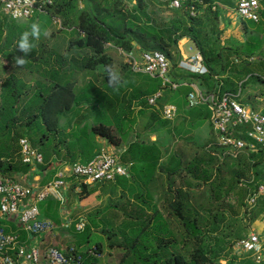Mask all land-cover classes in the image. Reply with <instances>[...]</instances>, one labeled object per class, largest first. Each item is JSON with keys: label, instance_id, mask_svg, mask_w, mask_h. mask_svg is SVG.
<instances>
[{"label": "trees", "instance_id": "trees-1", "mask_svg": "<svg viewBox=\"0 0 264 264\" xmlns=\"http://www.w3.org/2000/svg\"><path fill=\"white\" fill-rule=\"evenodd\" d=\"M53 1L54 5L49 10V14L47 15H57L61 20V23H63L65 27L74 28L73 31L75 35L78 36L77 40L72 41L69 50L87 51L90 52L91 55L93 54L92 58L86 59L84 65L85 69H94L98 65L103 66L111 64L115 66L113 58L106 52L107 44H112L115 48L121 49L125 53H131L134 51H139V53L160 51L164 53L172 64L170 76L176 78L177 75L173 74V69H179V65L182 61L180 42L187 38L196 44L200 54L203 56L204 65L208 72L205 75H195L179 69L180 72H185L187 74L189 81L180 79L175 80L176 82H188L191 84L196 83L199 85H197L198 87H203L205 91L202 92L204 93L233 94L242 105L249 106L253 111L264 114V109L259 110L254 103L257 95L252 96L251 94V91L254 88L264 86V71H262V73H259L257 70L254 71V73L251 72V64L255 61H251V59L256 56L260 59L264 57V10L261 13L259 22L244 20V30L247 34L245 44L242 46L227 47L220 45L210 37V30H212L209 29L210 22L205 21V18L200 14L201 9L207 8L209 12L213 14V22L221 19V15L217 11L216 3L219 0H188L183 4L182 8L179 9L183 10L182 18L171 20L169 22L170 24H167V22L162 20L160 17L157 18L158 14L155 11H151L150 5L147 4L148 0H129L128 3H121L119 0H92L90 2L87 0H81L80 2L77 0ZM82 5L83 7H81ZM192 5H194L197 9L198 14L196 16H192L190 11H187ZM40 15L46 16L44 14ZM14 22L15 20H12L4 15L3 6L0 2V52H3L4 54H6L7 51H9V49H11L14 45L15 39H20L21 36V34H16ZM58 32L61 33V31ZM213 32L216 33L215 31ZM56 33L53 32L52 35L56 36ZM16 51L18 50L16 49ZM176 52L177 58L175 59L174 55ZM55 56L56 58L53 61V64H49V68H44V58L42 57L40 59L35 58L36 65L31 66L30 69H28V66L26 65V63L29 62L26 58V63L22 67L16 66L14 63L16 66V69L14 70H19L18 73L22 74V70L27 68L28 71L30 70L29 72L31 74H34V78H41L47 77L48 69H52V71L56 72V77L61 76L63 78L65 75H61L60 71L64 70L65 64H69L70 60L58 55L56 48L53 50L51 58H54ZM47 62H51V59ZM9 66L10 65L7 67ZM57 66H59L60 69H58V67L56 70L55 68ZM36 68H40V70H36ZM57 72H59V74H57ZM250 73L252 74L250 75ZM15 80L19 81V79L16 78L8 79L7 82L0 87V95L3 98L2 104H0V109L6 110L16 108L18 101L24 95V91L16 92V89L9 88V86H11L8 84L10 83L9 81L14 82ZM69 80L64 83L62 80L56 81L49 89L45 88L42 89L44 92H40V108L45 116L44 122L49 126L52 125V117L58 119L60 114L71 110L74 104H82V97L92 98V100L98 99L103 103L111 102V99L104 91H107L108 88H114L109 86L108 76L105 71L103 74L104 88L102 90L93 88V91L91 92L85 91L82 93H76L74 87L77 80ZM210 81L212 85L210 84ZM181 88H185L184 96L187 99L189 93L192 92L193 89L186 86H181L179 89ZM33 101H28V104L25 106H28L29 103L31 104ZM125 102L126 98L123 97L122 103ZM144 104V100L139 102L140 107H143ZM173 104L177 106L178 112L180 113L182 106L178 103ZM144 113L146 114V112L143 111V114ZM189 115L194 116L195 121L191 126V130L195 131L211 121L212 114L207 106H202L190 109ZM152 116L154 119H152L153 122L151 123H158V114L153 112ZM17 119L18 118L16 117H14V120H11L10 117L8 118V129L11 130L10 127L12 126V121ZM55 123H58L57 120ZM55 128H57V125H55ZM156 128L157 127H155L154 130H148V132H150L149 134H156V130H158ZM240 130L245 132L244 128ZM92 132L95 135L105 138L110 145L120 146L122 144L121 135L117 134L115 132V128L112 126L98 124L92 127ZM163 132H165L167 136L173 134L172 130L169 129L165 131L163 130ZM181 132L182 130L177 131L176 135L186 136V134H181ZM243 138H247L246 133L243 134ZM171 147L172 146L169 145L163 150L160 147L147 148L149 152L152 150L153 156L150 164L144 165L146 167H144L145 170H147L148 173H152L151 179L148 180L150 185L158 182L159 176H164V174L167 178L173 179V184L168 183L167 190L162 192L164 194L163 203L161 205L156 203V214L153 216V220L156 215H160L166 218L168 221L167 226H170L171 229L172 224L174 223L173 221H177V223L182 226L184 230V247L181 250L184 254H174L173 258H169L165 263L221 264L218 262L219 255L223 252V250H227L228 247L224 244V242H217L218 248H214L213 246L215 245H213L211 241L207 242V238L204 234L207 232L210 235H214L219 232L225 220L224 214L217 212L214 215H211V212H209L207 213L208 217H203V215L200 214V209L204 208H197L192 202V197L189 191L191 185L187 189L183 186L176 188L174 187L175 179L180 175L191 177L193 180L192 186H200L201 184L210 183L212 171H214L213 165L215 162L219 161L217 162L219 164L216 169L221 171L225 160L229 156H231L232 160L238 159V154L223 156L222 150H220L221 152L218 154L217 152L215 153L214 151H209L208 149L206 150L204 147V154L209 157L207 160L203 159V157L195 155L186 163V161L177 157L178 155L176 153L172 154ZM145 151L137 154V159L145 157ZM244 152L247 153L248 164L253 170V181L249 185L250 195L248 198V206L251 208L256 207L258 209V213L253 215L254 218H258L259 215L264 214V195H261L258 198L257 203L254 206L251 205L249 199L259 190V187L264 186L262 178V170H264V147H259L255 151L248 149ZM19 153L20 149L17 150V153L10 159L0 157V175L5 178L13 179V174H17L19 172L24 174L28 173L29 165L21 163ZM17 157H19L18 160ZM220 159H223V161L220 162ZM74 179L77 180L76 178L71 177L66 179V182H72ZM239 181L240 179H238V182ZM80 185L82 199H87L95 194V188L91 187V185ZM214 197L216 200H219L220 194L215 192ZM151 219L152 218L149 217L147 221L150 222ZM236 220L237 219H233L232 221L236 222ZM153 224V221L146 223L145 228H152ZM229 226H231V223L227 225V227ZM74 229H76V225ZM1 230L6 233L3 228H1ZM78 234L87 235H85L84 239L81 237L82 235L79 236ZM92 236L93 235L90 230L85 229L84 232L77 233L76 237L79 241L76 245L74 243L76 247L71 246L66 249H73L76 256H80L82 258V264H97L95 259L96 257H93L91 252L96 253L99 258L103 256V244L100 242H97L96 246L93 248L86 247ZM126 239L130 240V235L125 234L120 237V240L123 243H117L116 245L124 246L125 243H127ZM241 239L243 240L246 238ZM172 243H174V241L169 240L159 244L158 246L161 248ZM189 243L194 247L191 252L188 250ZM57 246V243L53 244L51 242H44L41 246L42 252H45L50 247L57 248ZM111 246L113 247L114 245L112 244ZM85 249L87 250L85 251ZM66 250L64 251L66 252ZM235 253L241 255L239 252ZM9 254L14 256L13 252H9ZM245 254L247 255V263L241 261L238 264H264V258H262L261 261H254L253 259H250L252 256L257 259L254 254ZM43 261L44 259L41 260V262ZM145 261H148V258L139 259L137 264H145Z\"/></svg>", "mask_w": 264, "mask_h": 264}, {"label": "rangeland", "instance_id": "rangeland-1", "mask_svg": "<svg viewBox=\"0 0 264 264\" xmlns=\"http://www.w3.org/2000/svg\"><path fill=\"white\" fill-rule=\"evenodd\" d=\"M77 1L80 2L81 0ZM173 1L174 0H162L161 5L159 4L160 10L159 12H157V14L160 18L168 20L167 24H170L169 22L173 19L182 18L183 15V10H174L170 7ZM260 4L261 16V13L264 10V0H260ZM224 5L231 7L233 4L232 2H229L227 4L225 3ZM202 10L203 9H201V11ZM187 11L189 12V10ZM203 17L205 18V21L210 22L209 29H212L210 30V37L220 45L227 47L239 46L246 41L247 34L244 30V20L239 17L236 11L230 13L226 18L224 17L218 19L216 22H213V14L210 13L209 10H207ZM55 20H59L61 22L57 15L52 14L50 16H42L39 13H36L29 20L22 19L14 22L15 25L18 26V28L15 29L16 34L22 35L23 32L30 31V26L25 25H31L32 23L37 22L43 23L41 26L45 25L47 28H51L52 31L56 33L57 26L54 24ZM213 31H215L216 33H214ZM183 52L186 60H188L198 52V48L193 41H189L186 45L183 46ZM112 53L116 61V66L118 68L121 65H127V67H125L121 72L123 78L121 86L119 90L108 88L107 91H104L111 99V102L103 103L102 101L97 99V103H90V105L88 106L84 104L86 107V110H84V112L90 116L85 117L84 120L95 124H104L106 126L114 127L115 132L121 135V137L123 138V144H126L129 148L132 146V137L134 136V139L137 138L138 133L142 134V132L145 130H154L155 127H157L156 129L161 128L164 131L168 130L169 128L171 130L173 121L164 120L163 110L166 105H174L173 103H178L182 106V109L186 108L188 110L187 101L184 96L185 88L174 91L171 90L170 87H164V82L160 79H153L146 74L135 73L132 70L131 66L128 65V59L125 55L123 56V54H115L114 51H112ZM0 54H3V52H0ZM174 57L175 59L177 58V52ZM2 63L3 62L0 61V64ZM76 63V60H74L73 62L70 61V64H68V68L66 70L60 71L61 75H65L63 76V78L61 76L56 77V72L52 71V69H48L47 77L35 78V81L37 83V86L35 88L26 87L28 86L26 85L28 81L32 79V77L27 73L28 69H30L32 65H30L28 69H23L24 76L21 77L19 81H9L10 83L8 84L11 85L9 86V88L16 89V92L24 91V95L18 101L16 108H10L6 110L0 109L1 158H12L17 153V150H19L21 147L20 140L22 137L29 139V142L32 144L34 149L39 150L42 153L45 152L48 146L43 145V139L40 138L47 137L46 140L44 139L45 142L49 140L51 141L52 139L54 144V136L50 134H48L50 135L49 137L46 136L47 132L44 127L45 116L43 115L40 108V92H44L42 91V89H49L50 86H53L54 82L56 81L62 80L63 83L66 82L70 79L71 74H77L74 76L79 77L78 85L83 86L85 83H87V77H89L90 75H96L95 73L98 72H94L93 69H85V71H79V68L76 67ZM13 66V70L16 69V66ZM251 66L252 73H254V71L256 70L259 73H262V71H264V57L260 59L257 56L256 60L252 62ZM55 69L57 70V67ZM0 70H4V74H7L9 72L11 73V71L14 72L12 69H10V67H1ZM36 70H40V68H36ZM82 72H84L83 76ZM252 73H250V75ZM57 74H59V72H57ZM173 74L180 75L182 73L179 71V69L174 68ZM29 89L30 94L26 93V91H28ZM159 93H161L162 96L158 99L157 104L155 106L148 105L147 100L151 96L158 95ZM263 93L264 86H259L251 91L252 96L257 95L256 101L254 103L259 110L264 109ZM123 97L126 98L125 103H122ZM30 99L32 101L34 99L35 100L31 104L29 103L28 106H25L26 104H28L27 100ZM143 100L145 101L144 106L139 107V102ZM89 106H93V108L90 109ZM139 109H143V111L148 115H151L153 112L157 113L158 123H151L144 117L140 118L142 122L140 121L139 123V121L136 120V110ZM77 111L78 109H76L74 112ZM128 113V123L124 125L123 118ZM8 116L11 120H14V117L23 119L24 121L30 119L31 122L29 128H26V130L24 128L21 131L18 130L19 132L14 134V130L8 129ZM174 121H176V119ZM184 125L185 128L188 127L187 123H185ZM191 126L192 125H190V131H192ZM205 126L206 127L194 131L195 138L190 140V143H187V140L180 138L178 134L167 136L165 132L162 141L165 143H171L172 141L175 142L176 146L172 150V154L176 153L178 155L177 157L186 161V163L195 155L203 157V159L207 160L209 157L208 155L204 154V147L206 148V150L208 149L209 151L211 150L215 153L217 152L218 154H220L221 149L218 147L215 131L212 125L208 122L205 124ZM10 128H12V126ZM123 128H126L127 131L124 132ZM171 137L173 140L171 139ZM86 142L87 139H84V142L82 143L83 146ZM85 148L86 155L88 154V152L90 154L94 149L88 147V145H86ZM70 149L74 151V147L72 145H70ZM133 151L137 152V148H133ZM144 153L146 154L145 157L138 158L137 162L135 163V173L138 175V178L131 180L132 184L127 192H129L132 196L140 195L141 197L140 202L135 204V206L133 205V208L141 206L145 209L147 208L148 211H144V209L140 208L138 210L135 209L136 213L126 215L128 210H130L129 208L131 207V205L117 203L110 208L109 213H107L106 215H101V217L94 220V223L98 225V229L95 232H92L89 229L93 236L92 238H90V242L86 245V247L93 248L96 246L97 242L103 244V256L101 258H95L97 264H137V262H139V259L142 258H148V261H145V264H166L165 262L169 258H173L174 254H184L181 252L184 247V230L182 226H180L177 221H173L174 223L172 224L171 229L170 226H167L168 221L166 220V218L160 215H156L153 220V216L156 214L157 205L156 202L153 201L154 196L161 195L162 197H164V194L162 192L167 190L168 183L173 184V179L167 178L165 174L164 176H159L157 183L158 186H162V189H158L159 192L157 193V195H154L152 188L149 186L150 182H148V180L152 177V173H148L147 170H145L146 167L144 166L150 164V162L152 161L153 153L152 150H150L149 152L148 149ZM18 158L19 157H17V160ZM220 160V162L223 161V159ZM217 162L219 161H216L213 165L214 171H212L210 183L201 184L200 186H192L193 180L191 179V177L180 175L176 177L174 187L178 188L180 186H183L187 189L191 185L189 191L192 197V202L196 205L197 208H204L200 209V214H202L203 217H208L207 213L209 212H211V215H214L217 212L224 214L225 220L222 227L220 228V231L215 233L214 235H210L207 232H205L204 234L207 238V242L211 241V243L215 245L213 246L214 248H218L217 242H224V244L228 247L227 250H223V252L219 255L218 262H220L221 264H238L241 261L245 263L247 255L244 252L238 250L236 246L237 243L240 242L241 238H247L250 234H257L262 241L264 249V231L261 230L264 228V214L259 215L258 218H254L253 215H256L258 213V209L256 207L251 208L248 206V198L250 195L249 185L253 181V170L252 167L248 164V157L246 152H240L238 154V159L235 160H232L231 156H229L225 160V163H223L221 171H218L216 169L219 164ZM262 178L264 181V170H262ZM238 179H240L239 182ZM80 184L81 183L79 180H72L71 187L69 188L67 194L62 195V203L64 207L63 209L71 211L73 217H78L77 215L79 214L75 210L74 205L82 197ZM98 186L99 185L97 184V187ZM215 192H218L220 194L219 200L215 199ZM162 203L163 201L161 203L159 202L158 204L161 205ZM117 205L119 209L116 207ZM147 214H150L149 217L152 218L150 222L153 221L154 223L152 225V228L149 229L145 228V224L150 223L147 221ZM119 218H121L122 220ZM170 218L172 219L171 216ZM233 219H237L236 222L232 221ZM118 221L124 224V226L120 224L118 228H116L115 225ZM229 223H231V226L227 227ZM127 226L129 227L127 228ZM77 233L78 232L75 231L74 228H71L70 230L59 229L58 233H55L54 230L48 235L46 234L47 239L45 240L46 242H51L53 244L57 243V248L61 251H64L71 246L76 247L75 245L79 241V239H77L76 237ZM127 233L128 235H130L131 239H126L127 243H125L124 246L116 245L117 243H123L120 240V237ZM78 235L81 236L82 234ZM85 235L87 234H83L81 237L85 239ZM169 240H173L174 243L169 245L167 244L161 248L158 246L159 244H162ZM112 244L115 247H112ZM193 248V245L189 243V252H191ZM86 250L87 249H85V251ZM235 252H239L241 255ZM260 256L264 258V251ZM250 259L257 261L254 256H252V258Z\"/></svg>", "mask_w": 264, "mask_h": 264}, {"label": "built area", "instance_id": "built-area-1", "mask_svg": "<svg viewBox=\"0 0 264 264\" xmlns=\"http://www.w3.org/2000/svg\"><path fill=\"white\" fill-rule=\"evenodd\" d=\"M121 3H128L129 0H119ZM188 0H174L170 7L174 10L182 8ZM3 6V13L8 18L18 21L29 19L34 14H49L53 7V0H0ZM261 4L260 0H236L238 15L247 21L259 22ZM192 16L198 14L194 5L189 8ZM55 23L60 25L59 20ZM128 59V65L135 73L146 74L153 79H160L164 87L177 91L181 86L191 87L192 92L187 97V104L190 109L207 106L211 111V125L216 133L218 147L223 151V156L239 154L245 150L255 151L264 147V114L255 112L249 106L242 105L237 97L230 93H204L196 85L183 82L178 83L170 76L172 64L167 56L160 51L131 52L124 54ZM256 60V57L251 61ZM179 69L195 75L207 74L203 56L199 53L183 61ZM161 93L153 95L148 99L150 106H155ZM178 116V108L168 104L164 107L163 117L165 120H173ZM244 128L245 132L240 130ZM246 133V139L243 134ZM21 156L24 164L29 166L42 165L44 158L34 150L27 139L20 140ZM74 177L84 185H95L96 183L115 182L118 178L129 177V170L121 163L120 157L112 153L108 148H102L96 158L88 163L74 164L60 173L58 179L46 186L42 191L33 193V190L23 186L19 182L5 178L0 175V212L7 218H18L24 231L32 237H43L53 232L56 226L53 222L40 218L38 203L54 196L63 200L59 195L61 189H66L67 178ZM264 195V186L251 196V205L257 203L258 198ZM31 196L34 198L31 199ZM28 202V203H27ZM65 229L71 227V222L63 225ZM86 224L80 221L76 224V231H85ZM237 248L244 253H252L258 261L263 252V244L257 234H250L246 239L237 243ZM16 251L14 258L9 252ZM0 264H82V258L76 256L73 249L61 251L58 248L50 247L42 252L40 245H21L19 236L7 234L0 230ZM93 257H99L91 252ZM44 257V261L41 260ZM46 259V261H45Z\"/></svg>", "mask_w": 264, "mask_h": 264}, {"label": "crops", "instance_id": "crops-1", "mask_svg": "<svg viewBox=\"0 0 264 264\" xmlns=\"http://www.w3.org/2000/svg\"><path fill=\"white\" fill-rule=\"evenodd\" d=\"M63 1V0H62ZM88 2L92 0H87ZM162 0H148L147 4L150 5L151 11H155L156 13L159 12V8L161 5ZM232 2V6H226L224 5L225 3ZM217 3V11L221 15V18H226L230 13L233 11H236V0H219L216 2ZM135 4V2H134ZM160 4V5H159ZM83 7V6H81ZM207 8H203L202 11H200V14L202 16L205 15L207 12ZM238 14V13H237ZM240 17V16H239ZM157 18H159V15H157ZM241 18V17H240ZM30 19V18H29ZM29 19H23V20H29ZM168 23V20L162 19ZM175 20V19H173ZM244 20V19H243ZM170 21V20H169ZM16 22V21H15ZM15 24V23H14ZM42 25L43 23H39ZM57 26V33L56 36L52 35L54 31H52L51 28H47L45 25L41 26V31H47L48 35L45 37L43 34L41 35L39 41H35L36 47L32 49V53L28 54L25 58L29 61L26 63V65L29 67L30 65L34 66L36 65L35 58H44V68H49V64L52 63L55 60L56 56L54 58H51V54L53 50L56 48L58 55L63 56L64 58L74 61L76 60V67L79 68V71H85V61L88 58H92L93 54L91 55L90 52L87 51H79V50H69V47L72 43L73 40H77L78 36L75 35L73 29L70 27H65L63 23L60 25L54 23ZM25 26H30V25H25ZM14 27L17 29L18 26L14 25ZM58 31H61L59 33ZM18 39H15L14 45L7 51L6 54H0V61L3 63L0 64L1 67H7L10 65V69L13 70V65L15 63V57L20 56L24 58V53L20 52L18 49ZM189 41V39L185 38L180 42V52L182 55V61H186L184 52H183V46L186 45ZM246 42V41H245ZM245 42L242 44L244 45ZM45 44V45H42ZM241 45V46H242ZM240 46V45H239ZM107 54L113 58L114 63H115V69L120 73L122 77V70L127 66V65H121L119 68L116 66V61L114 59V56L112 55V51H114L115 54H127L123 52L121 49L115 48L112 44H107ZM16 49L18 51H16ZM139 53V51L137 52ZM199 50L196 54H199ZM195 54V55H196ZM194 55V56H195ZM257 57V56H256ZM79 58V59H77ZM51 59V62H47ZM69 61V64H70ZM59 66H57L58 68ZM102 65L96 66L94 68V72L96 75H90L87 77V83H85L83 86L78 85V76H74L77 74H71L72 80H77V83L74 87L75 92H85V91H93V88L97 90H102L104 88V83H103V74L104 70ZM68 68V64H65L64 70ZM72 68V67H71ZM60 69V68H58ZM100 70V71H99ZM1 71V70H0ZM14 72L11 71V73L4 74V70L0 72V87L6 83V80L16 78L20 79L21 77L24 76V72L22 70V74H19V70H13ZM30 71V70H29ZM27 72L29 76L32 77L30 81L26 85V87L29 88H35L37 86V83L34 78V74H31L30 72ZM182 74H178L177 77L173 78V80H180L183 79L184 81H189L188 76L185 72H181ZM84 75V72H82V76ZM74 76V77H73ZM71 79L69 81H71ZM123 79V78H122ZM194 85H198L196 83H192ZM199 86V85H198ZM197 88L200 91H205L203 87H198ZM30 94V89L26 92ZM88 99V100H87ZM92 98L88 97H82V104L76 105L74 104L73 108L69 111L64 112L63 114H58L59 117L58 119H55V117L51 118V126L47 125L44 122V127L46 129L47 135L46 136H54L55 142L53 144V141H47L45 142L44 139L46 140L47 137L45 138H40L43 139V145H47L48 147L46 148L45 152L42 153L39 150H36L39 154H41L44 158V163L42 165H36V166H29V170L27 174H24L22 172H19L17 174H13V180L19 182L23 186H26L30 189L33 190V193H36L38 191H42L46 186L54 183L57 179L58 176L60 175L61 172H63L65 169H68L72 167L74 164L81 163V164H88L92 162L96 156L99 154L102 148H108L112 153L119 155L121 163L130 171L129 172V177H121L115 182H108V183H96L94 186L95 188V194L92 195L91 197L87 199H82L80 198L78 202L74 205L75 210L79 213L77 216L78 217H73V214L71 211H67L66 209L64 210L63 208V203L62 200H59L58 198L54 196H50L47 200L38 203L39 209H40V218L43 220H48L51 221L55 224L56 229L55 233H58L59 229H65L63 225L67 222H71V227L69 230L72 228H75V225L80 222L81 220L84 221L86 224V230L90 229L92 232L97 231L98 225L94 223V220L97 218L101 217V215H106L107 213L110 212V208L113 205H116L117 203L119 204H130L131 207L129 208L126 215H130L132 213H136L135 209H144L148 211V209L144 207H138L133 208L132 206L140 202V195L137 196H132L130 195L128 189L131 187V180L138 178V175L135 173V167H136V162H137V154L141 153L142 151L147 150V148H152V147H160L162 150L167 147V146H172L171 151L175 148V142L171 143H165L163 142L164 138V132L163 129L156 130V134H149L150 132L148 131H143L142 134L138 133L137 138L131 139L132 141V146L129 148L126 144H123V138H122V144L120 146H113L110 145L109 142L98 135L93 134L92 132V127L96 126L98 124L88 122L85 119V117H90L87 115V113L84 112L86 110L85 105L88 106L90 103H97V100H90ZM2 96L0 95V104H2ZM31 100V99H30ZM27 100V101H30ZM32 101V100H31ZM187 101V99H186ZM85 104V105H84ZM90 107V106H89ZM140 107V106H139ZM93 108V106L90 107V109ZM187 108H183L180 113L178 112V117L175 119L171 120L173 121L172 125V133L175 135L177 131L182 130V134H186V136H180V138H183L187 140V143H190V140L194 139V130L190 131V125L194 123V116L189 115V107L187 105ZM76 109H78L77 112H74ZM89 111V109H88ZM70 114V115H67ZM129 113L123 118L124 120V125L127 124L128 122V117ZM136 115H137V121H141V117L146 118L148 121L153 122L152 119L154 117L151 115H148L147 113L143 114V109L136 110ZM57 120L58 123H55ZM31 120H23L18 118L17 120L12 122V128L11 130H14V134L17 132L23 130L25 128L28 129L30 126ZM142 122V121H141ZM187 123V128H185L184 124ZM209 124L211 122L209 121ZM55 125H57V128H55ZM182 126V127H181ZM203 127H206L205 125ZM202 127V128H203ZM209 127V126H208ZM10 130V129H9ZM19 130V131H18ZM170 130V128H169ZM123 131H127L126 128H123ZM159 131V132H158ZM185 131V132H184ZM50 134V135H48ZM170 135V136H173ZM216 135V133H215ZM84 136V138H83ZM21 139H27L22 137ZM84 139H87V142L83 146ZM172 139V137H171ZM29 141V139H27ZM173 140V139H172ZM70 145L74 147V151L70 149ZM86 145L88 147L94 148L95 145L96 147L93 149V151L89 154L86 155ZM133 148H137V152L133 151ZM140 151V152H139ZM20 161H22V156H21V147H20ZM129 154V155H126ZM22 165V164H21ZM68 179V178H67ZM66 180V179H65ZM127 180V181H126ZM67 187L66 189H61L59 192V195L67 194L69 188L71 187V182H66ZM97 184L99 185L97 187ZM101 185V186H100ZM120 186V187H119ZM149 186L152 188L154 195H157L159 192L158 189H162V186L159 185L158 183L155 182L153 184H149ZM78 190V189H77ZM34 197L31 196V199ZM143 199V198H142ZM68 200V199H66ZM143 201V200H142ZM154 202L157 204L162 201H164V197L161 195L154 196L153 199ZM28 203V202H27ZM67 203V202H66ZM118 208V205L116 206ZM119 209V208H118ZM63 210V212H62ZM125 215V216H126ZM112 216V213H111ZM150 214H147V219H149ZM121 219V218H119ZM122 220V219H121ZM122 224L119 221L115 225L116 228ZM124 226V224H122ZM129 226H127L128 228ZM3 228L7 234H17L19 236V241L21 245L25 246H34V245H40L44 242H46L45 239H47L46 235L43 237H32L29 236L23 229L22 225L20 224V221L18 218H7L2 213L0 212V230ZM68 230V229H65ZM264 231V228L261 229ZM76 231V229H75ZM48 235V234H47ZM128 235V233H127ZM45 238V239H43ZM14 258L16 257V251H13ZM44 259V257H43ZM18 260V258H17ZM19 261V260H18ZM46 261V259H45ZM21 264H24V261H20Z\"/></svg>", "mask_w": 264, "mask_h": 264}, {"label": "clouds", "instance_id": "clouds-1", "mask_svg": "<svg viewBox=\"0 0 264 264\" xmlns=\"http://www.w3.org/2000/svg\"><path fill=\"white\" fill-rule=\"evenodd\" d=\"M45 37L48 35V32L45 30L41 31V25L37 23H32L30 25V31H25L20 36L18 41V49L20 52L24 53V58L17 56L15 57L16 66H24L26 63L25 57L31 53L32 49L36 47L35 41H39L41 35ZM103 70L107 73L109 86L113 87L116 90H119L122 77L120 73L115 69L114 65L108 64L103 65Z\"/></svg>", "mask_w": 264, "mask_h": 264}]
</instances>
